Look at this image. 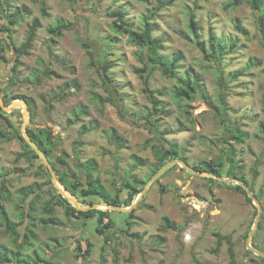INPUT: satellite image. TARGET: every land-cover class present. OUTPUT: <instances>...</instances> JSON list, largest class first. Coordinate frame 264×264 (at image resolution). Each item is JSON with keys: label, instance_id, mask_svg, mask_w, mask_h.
I'll list each match as a JSON object with an SVG mask.
<instances>
[{"label": "rangeland", "instance_id": "obj_1", "mask_svg": "<svg viewBox=\"0 0 264 264\" xmlns=\"http://www.w3.org/2000/svg\"><path fill=\"white\" fill-rule=\"evenodd\" d=\"M172 1L173 4L159 11L151 23L153 37L161 41L159 53L167 57L181 53L183 59L178 77L169 80L154 71L148 86L152 91L163 92L162 97L156 95L167 111L157 122L159 133L168 132L164 139L178 146V153L186 159L188 167H203L210 160L218 163L217 158L225 146L220 140L222 135L235 137L234 133L223 131L209 106V103L218 106L216 71L222 70L225 76L243 69L250 59L263 61L264 48L259 42L256 14L247 4L225 10L224 5L230 0ZM42 7L46 16H42ZM17 9L21 18L15 15ZM120 9L125 12L124 21L137 30L141 18L149 15L151 7L136 0H0V45L4 47V41L9 47L4 53L7 62L0 60V89L7 103L13 96H23L34 103L33 119L26 108L27 124L22 106L1 112L0 131L6 132L8 122L21 137L22 126L35 131L50 130V156L57 170L66 177L77 178L80 175L77 164L94 160L97 164L94 177L110 195L121 191L119 194L124 197L128 192L125 184H133L134 178L142 183L138 189L143 190L147 178L157 169V153L161 149L158 134L143 118L150 112L151 105L143 92L142 80L135 73V69L141 67L135 55L139 49L126 35L111 27L112 13ZM191 14L199 24L198 32L204 42L210 32L228 41L236 40V50L226 54L219 66L208 61L192 40L188 30ZM10 16L17 21L5 32L2 27ZM36 19L39 24L35 38L28 52L19 56L18 49ZM57 22L70 24L61 37L48 32ZM236 22L247 30L246 36L235 31ZM113 38L119 42L110 44ZM101 58L109 67L110 87L103 83L96 70L95 63ZM16 63L19 66L12 71ZM46 69L52 72L51 78H43L39 85L27 82L32 71ZM185 73L190 80L199 82L205 99L198 97L186 104L172 98V91L181 88ZM111 88L122 101L125 117L120 116L116 104L108 98ZM97 96L101 100H97ZM226 101L230 129L247 134L243 142L237 143L230 138L232 153L242 167L243 176L252 185L253 194L261 195L262 212L251 245L264 246V223H261L264 216V136L261 134L264 128V64L247 70L245 76L230 83ZM79 104L88 108V116L70 123V111ZM84 125L94 126L96 130L81 135L79 131ZM110 131L120 138L122 149L117 150L109 140L107 132ZM23 151L24 143L15 139L0 142V184L5 182L11 194L10 201L2 205L21 236L13 246L10 235L0 226V244L15 251L23 247L20 254L27 264H230L225 243L214 251L215 234L232 237L234 264H264L260 257L247 253L244 238L253 228L257 207L253 202H246L235 182L226 181L229 179L227 162L220 176L225 180L217 182H210L209 177L188 172L177 164L171 166L170 171L147 187L132 218L126 219L129 213L122 215L94 206L96 211L110 212L116 222L110 244L105 247L103 237L94 232V220L81 224L79 219L68 217L64 203L54 207L52 217L57 224L40 222L47 218L42 206L59 193V187L64 189L58 180L52 181L38 155L30 160H16ZM133 157L141 162L134 165ZM36 184L43 186L37 189ZM29 186L40 194L34 205L31 238L27 227L33 222L26 217L20 226L24 213H29L30 198L22 201L18 193ZM94 199V204L98 203L93 197L88 200ZM79 206L83 207L80 202ZM23 207L27 211L24 212ZM164 218L179 228L164 231ZM126 222L130 227L128 232ZM24 233L28 234L26 240ZM186 234L190 235L189 240L185 239ZM81 237V251L77 252L76 241ZM88 241L92 245L90 254L83 255ZM36 256L44 263L33 261Z\"/></svg>", "mask_w": 264, "mask_h": 264}, {"label": "trees", "instance_id": "obj_2", "mask_svg": "<svg viewBox=\"0 0 264 264\" xmlns=\"http://www.w3.org/2000/svg\"><path fill=\"white\" fill-rule=\"evenodd\" d=\"M14 1V0H12ZM139 3L149 5L151 7L149 11V15H145L141 18L138 29L134 30L127 22L124 21L125 18V12H123L121 9L113 12L112 16L114 17V21L112 23V28L115 31H119L122 35H126L128 37V41L133 44L134 46L138 47L139 51L135 54L137 61L141 64L140 68L135 69L136 75L142 80L143 85V92L147 95V98L149 100V103L151 105V109L149 113H146L143 118L145 122L150 125V129L158 134L157 139L159 140V146L160 151L157 153V162L156 164L157 169L153 172V174L147 178L146 182L148 180L152 179L158 172L163 168L167 163H169L172 160L178 159L180 161H183L185 164L186 159L182 156V154L178 153V146L174 143L168 142L166 139H164V135L168 134V132L163 131V133H159V125L157 122L162 119L163 116L167 115V111L165 109V106L162 101H160L156 95L162 97L163 92L162 91H152L148 86L149 78L152 76L154 71L160 72V74L169 80L177 79L178 77V70L180 68V63L183 59L181 53H174L170 57H167L163 54H160L159 51L162 48L161 41L157 40L153 37V24L151 23V20L154 16L157 15V13L163 9H166L167 7L171 6L173 4L172 0L166 1V0H136ZM42 4H44V1H42ZM243 4H247L256 14V23L257 28L259 32V42L261 46L264 48V0H230L228 3L224 5L225 10H234L238 7H240ZM43 6V5H42ZM24 11H28L26 7H22ZM42 16H46L45 10L42 7ZM20 11L17 9L15 15L21 18ZM12 16L9 17L8 23L4 24L2 27L3 31H8L11 26L16 24L15 22L17 19ZM38 20H34L30 27L28 28L26 39L24 43L19 47L18 54L19 56L25 55L36 34V29L38 27ZM70 28L69 23L64 22H57L55 23L51 28L48 29L49 34H51L54 37H61L62 34L67 31ZM234 29L237 33L246 36L248 34L247 30H245L239 22H236L234 25ZM188 30L190 31L192 35V40L195 42L197 48L201 51V53L204 55V57L210 61L213 62L215 66H219L222 62L223 57L228 54L232 53L236 50L237 43L236 40L228 41L222 36H217L213 34L212 32L208 35L207 42H204L199 34V24L197 21H195L194 15H190L189 17V23H188ZM6 39H10L9 35L6 36ZM119 42V39L113 38L110 40V44H116ZM1 44V40H0ZM4 47L0 45V60L7 62V59L5 58V49H9L8 45L3 41ZM105 62L101 58L100 62H96L95 65L97 73L103 83L106 85H109L112 83V78L108 76V70L109 67L104 65ZM264 64V60H257V59H250L249 63L243 67V69L239 71H234L231 73L223 75L222 70L216 71L217 78H218V88H217V97H218V106L212 105L209 103V106L211 109L215 112L214 116L215 118L220 122L221 126L223 127V131L225 133H234L235 137H224V135L221 136L220 140L225 145L224 150L221 154L218 156V163H216L213 160H210L209 162H205V165L198 166V165H191L189 168H192L196 171L201 172H208L211 174H214L216 176H221V168L225 165V162L228 164V169L226 170L227 177L239 180L240 182L247 185V187L251 190V192H254V189L251 184L247 182L245 177L242 173V167L241 165L235 160L234 155L232 153V143H230V138H234L235 142H243L244 139H246L247 134L245 132H238L237 130L233 131L230 129L228 119H227V92H228V86L230 83L237 81L240 77L245 76L246 71L252 68L260 67ZM19 66V63L14 64L12 71L17 70ZM52 72L46 70H34L31 72V75L27 76V82H31L34 85H39L42 82L43 78H51ZM203 89L199 82L197 80H190V77L187 73H185L181 78V88L175 89L172 91L171 95L172 98L177 101H182L188 104V102H191L192 100H195L196 98H204ZM114 88H111L109 97L113 102V104H116V107L118 108V112L120 116L125 117V113L123 112V105L122 101L117 99V96L113 94ZM0 98L4 105H9L13 101L21 100L26 105L27 111L30 114L31 119H33V113L32 109L34 106L33 101L26 97H20V96H13L10 98V102L7 103L5 96L2 95V89H0ZM97 100H101L99 96L96 97ZM3 113V110L0 108V114ZM71 119L70 123H77L80 122L84 117L88 116V108L84 105H77L74 107L71 111ZM154 118V119H153ZM154 121H151V120ZM9 128H7L6 132L0 131V142H9L11 140H17L19 142L24 143V151L19 154L16 160H19L20 158H27L30 160V158H38L35 151L24 142L23 137L19 133H15L13 129L11 128V124L8 122ZM263 127V125H261ZM261 127V128H262ZM12 129V130H11ZM96 130L94 126L91 125H84L80 129V134L84 135L89 132H92ZM26 133L28 134L29 138L32 140V142L40 149V151L47 157L49 160V163L57 177L58 182L63 186V189L65 193H69L71 196L75 197L83 207H87L89 205H92L89 198L93 197L98 200V203H106L111 206L120 207V208H128L132 205V203L136 200L138 195L141 193L142 188L138 189L139 185L142 184L141 182H138L133 179V184H125V188L128 190V192L124 195V197H121L119 194L121 191H118L115 193V195H110L105 188H103V185L100 183L99 179L94 177V173L97 171V164L94 160H87L85 162H79L77 164V168L80 171V175L75 177H66L64 173L57 170L54 166V163L51 161V148H50V141L52 139V133L50 130H39L35 131L30 128L25 129ZM261 134L264 136V128L261 130ZM109 140L116 146L117 150H120L123 148V144L121 143L120 138L116 135L114 131L107 132ZM160 135V136H159ZM263 138V137H262ZM61 162H63V159H60ZM141 160L138 157H133V163L134 165H137L140 163ZM114 170H118L117 163L114 164ZM168 169L165 171L163 175H165L168 171ZM47 171V170H46ZM48 172V171H47ZM50 177V175H49ZM210 182H217L213 178H207ZM145 182V181H144ZM146 184V183H145ZM234 184V183H233ZM37 189L42 187L43 185L36 184L35 185ZM237 191H240L246 199V202L251 204L250 198L246 195L245 191L239 186L236 185ZM19 195L21 196L22 201L29 200V213L23 215V219L20 222V226L24 224V218L28 217L29 221H32L33 224L29 223V237L32 236V230L31 227L34 226V205L36 201H38L40 194L36 193L35 189L32 187L22 188L18 191ZM66 193V194H67ZM258 200L261 199V195L257 194L255 195ZM58 198V199H56ZM11 194L9 191H7L5 187V182H2L0 184V226L4 227L6 232L11 237V244L14 246L16 243V240L20 235L16 233L17 226L15 223H13L6 211L4 206L2 205L3 202L10 201ZM95 203L96 200H93ZM90 202V203H89ZM64 203L65 212L68 217H75L76 219H79L80 221L83 220V223H87V221L94 220L95 222V233L99 236L103 237L104 240V246L110 244V238L113 235L112 234V228L115 226L116 222L113 219V216L110 212L105 211H96L94 209L88 210V211H79L75 209L69 202H67L64 198H62L59 193L56 195H53V197L45 203V205L42 206V211L44 214H46V219H41V223L44 222L49 225L57 224V221L54 217H52V213L54 211V207L62 206ZM24 208V207H23ZM24 212L27 211V208L25 207ZM106 210V209H105ZM135 212V209L130 212L127 215V218H132L133 213ZM120 214V213H119ZM125 215V214H122ZM261 223H264V216L261 217ZM127 225V232L129 230V224L126 222ZM26 228V229H27ZM179 227H177L174 224H171L166 218L163 219V230L168 231L172 230L175 231ZM25 229V230H26ZM126 232V233H127ZM249 234V231L244 235V238H247ZM216 236V246L214 251L217 252L222 243H225L227 245V254L229 257V263L234 264V248L235 243L232 241V237L230 235L225 236ZM21 237V236H20ZM28 238V234L24 233V240ZM21 240L23 244L25 245L26 242L24 240ZM81 238H79L76 243V251H81ZM55 240V239H53ZM254 248L264 252V246H255L252 245ZM92 248L91 243L87 242V248L83 251V255H89L90 250ZM21 250H23V247H19L18 250H11L8 247L0 244V264H27L25 263V260L23 257H21ZM247 253H252L247 250ZM260 260L264 261V258H260ZM33 261L44 263L41 257H35L33 258Z\"/></svg>", "mask_w": 264, "mask_h": 264}, {"label": "water", "instance_id": "obj_3", "mask_svg": "<svg viewBox=\"0 0 264 264\" xmlns=\"http://www.w3.org/2000/svg\"><path fill=\"white\" fill-rule=\"evenodd\" d=\"M22 106L23 108V112H24V117L26 118V121L24 122L25 124L28 123L29 121V115L26 111V105L23 102L20 101H13L11 102L10 106L6 107L1 98H0V108L4 111V112H10L11 109H14L16 107ZM21 132L23 135V138L25 140V142L35 151V153L38 155V157L42 160V162L44 163L47 171L49 172L52 181H57V177L49 163V160L47 159V157L40 151V149L32 142V140L29 138L28 134L26 133L25 129L21 128ZM179 165L181 168L185 169L188 172H191L193 174L196 175H205L209 178H213L215 180H225L220 176H216L214 174L208 173V172H201V171H196L192 168H189L183 161H180L178 159L172 160L169 163H167L161 170H159V172L150 180L146 183L145 187L143 188V190L141 191V193L138 195V198L132 203V205L128 208H120V207H115V206H111L109 204L106 203H96V204H92L89 205L87 207H80L79 206V202L73 198L72 196H68L65 195V191L59 189L58 187V191L60 193V196L62 198H64L67 202L72 203L74 205V207L79 210V211H88V210H92L94 208V206H104L106 207L108 210H110L111 212L114 213H121V214H128L130 212H132L135 207L137 206L138 202L140 201V199L143 197V194L145 192V190L147 189V187L154 182L161 174H163L167 169H169L171 166L173 165ZM226 181H231V182H235L237 185H239L246 193V195L248 196V198H250V200L254 203V205L257 207V213H256V217H255V221L253 224V228L251 229L250 233L248 234L247 238H246V242H245V246H246V250L252 252L255 256L260 257V258H264V252L254 248L251 246V237L253 235V233L255 232L260 216H261V212H262V208L260 205L259 200L256 198V196L251 192V190L247 187V185H245L244 183L240 182L239 180L236 179H232L229 178ZM54 186H56V184H54Z\"/></svg>", "mask_w": 264, "mask_h": 264}, {"label": "built area", "instance_id": "obj_4", "mask_svg": "<svg viewBox=\"0 0 264 264\" xmlns=\"http://www.w3.org/2000/svg\"><path fill=\"white\" fill-rule=\"evenodd\" d=\"M185 239H186V240H189V239H190V235L186 234V235H185Z\"/></svg>", "mask_w": 264, "mask_h": 264}, {"label": "flooded vegetation", "instance_id": "obj_5", "mask_svg": "<svg viewBox=\"0 0 264 264\" xmlns=\"http://www.w3.org/2000/svg\"><path fill=\"white\" fill-rule=\"evenodd\" d=\"M90 202H91V204H94V203H93V202H94L93 200H90ZM90 202H89V203H90ZM94 232H95V229H94Z\"/></svg>", "mask_w": 264, "mask_h": 264}, {"label": "bare ground", "instance_id": "obj_6", "mask_svg": "<svg viewBox=\"0 0 264 264\" xmlns=\"http://www.w3.org/2000/svg\"><path fill=\"white\" fill-rule=\"evenodd\" d=\"M59 188H61V187H59ZM65 195H66V193H65ZM102 207H104V206H102ZM104 208H106V207H104ZM107 209V208H106ZM252 246V245H251ZM253 247V246H252Z\"/></svg>", "mask_w": 264, "mask_h": 264}, {"label": "crops", "instance_id": "obj_7", "mask_svg": "<svg viewBox=\"0 0 264 264\" xmlns=\"http://www.w3.org/2000/svg\"><path fill=\"white\" fill-rule=\"evenodd\" d=\"M83 222V220H81V223ZM87 222H90V221H87Z\"/></svg>", "mask_w": 264, "mask_h": 264}]
</instances>
